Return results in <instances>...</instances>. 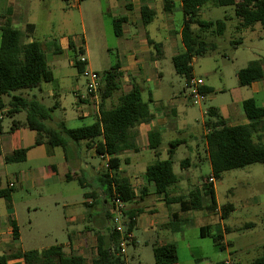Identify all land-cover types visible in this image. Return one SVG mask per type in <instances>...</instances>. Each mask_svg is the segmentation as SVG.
<instances>
[{"label":"rangeland","instance_id":"1","mask_svg":"<svg viewBox=\"0 0 264 264\" xmlns=\"http://www.w3.org/2000/svg\"><path fill=\"white\" fill-rule=\"evenodd\" d=\"M24 4V19H19L14 23V27L22 30V42L26 40L27 33L23 28L25 21L34 25L33 33L30 35L29 41H38L42 50L45 53L49 69L54 75V80L49 83H43L39 88L31 90L15 91L13 95L21 94L27 99L35 98L47 109H51L50 121L47 125L56 127L60 122L69 128H79L92 124L98 115L99 104V89L96 92L97 100L92 97L88 98L85 104L78 103L79 95H86V74H79L73 66L70 65L72 54L66 50L67 41L74 42L77 46L84 48L83 58L86 60V71L95 72L101 75L108 71L117 62H121V42L122 38L115 36L113 31L112 20L126 12L123 3L126 0H83L76 3L75 0H22ZM172 8L170 13L164 12L163 0H153V8L155 10V18L153 22L136 29L138 33H147L156 42L165 43L167 38V25L172 31H178L183 15L180 9V0H171ZM233 7H218L205 6L200 11V16L203 20L215 21L222 20L225 22L226 28L221 36L214 38L208 37V40L216 44L214 51H209L204 55L196 56L191 63L192 76L201 78L205 85L211 89L210 93L205 96L204 101L198 105H191L187 100V88L184 85L185 79L175 73L173 65L168 53L162 58L153 59L150 68H155L161 73L159 79H153L143 84L137 82L142 88V98L147 100V92L149 91L152 101H161L164 111H168L172 107L177 110V118L175 127L179 131L172 129L163 134L161 145L159 147V160L167 159V151L170 149V143L173 141L183 142L175 149V154L172 159L173 173L181 172L180 162L188 159L191 162V167L186 169L189 172L190 179L185 181L184 185L188 190L194 189L197 183L201 181V177L209 174V167L205 161L196 164L195 150L197 146L202 148L201 135L203 132V122L206 120L205 112L209 108H215L219 113L227 114L229 110H235L240 113L241 118L244 117L241 108V102L246 99H253L259 106H264V94H255L253 88L239 86L237 80V72L245 68L247 64L254 60L264 58V34L259 28L242 29L235 31L237 19L234 16ZM138 14V13H137ZM136 14L135 22L140 23V17ZM238 41V43H233ZM60 51L59 54H53L54 49ZM180 51V50H179ZM178 51V52H179ZM155 54V51H152ZM264 81V80H263ZM101 87V86H100ZM52 92L54 97L47 96L46 92ZM120 92L115 93L110 98L106 105L110 107L116 102ZM9 97L3 96L2 102L8 103ZM173 101V102H172ZM179 102V104H177ZM175 104V105H174ZM183 106V110L180 105ZM150 110L153 103L149 104ZM88 111L89 115L82 117ZM184 112L191 115L188 126H182V122L187 118ZM25 121V114L19 113L13 118L4 114L0 122L2 135L6 134L12 126V121ZM187 122V121H186ZM31 134L32 132L27 131ZM260 143L264 145V123L260 131ZM81 156L82 163L88 162L90 159ZM53 163L60 167L63 162V152L61 148H53ZM34 157V156H33ZM144 157L150 158L148 154ZM100 163L96 160V165ZM40 164L37 159L31 160L27 164L22 165L24 169L35 167ZM83 167V165H82ZM16 166L7 164V174L1 177V185L4 186L5 181L9 180L10 174ZM84 168V167H83ZM17 169V168H16ZM104 171L107 168L102 165ZM76 172L77 177L83 176V172ZM185 170V169H183ZM182 170V171H183ZM84 184L81 186L76 179L64 181L60 184H55L51 194H55V199L48 191L42 195H37L36 191L28 190L24 186L15 187L10 190L13 219L19 226L21 234V242L10 240L9 244L15 250L23 249L32 250V248L47 247L51 245L66 244L68 238L66 234L61 235L60 224L63 228L80 229L89 225V222L78 221L80 214H94V209L83 204L85 197L84 193L91 191L92 193L98 190L99 183L95 177L86 173ZM216 199L220 205L232 203L238 208L236 214L232 215L228 220L224 221L229 227L235 228L243 226L246 223H253L254 227L244 229L241 232H230L226 235L228 240L243 237L247 244L250 243V237L256 233H260L264 242V215H258L261 210L264 212V164L256 163L249 165L243 169L231 170L224 172L220 179L215 183ZM21 188V189H19ZM49 194V196L47 195ZM102 194V198L105 195ZM106 197V196H105ZM58 198V201L57 199ZM63 198L67 200L69 208H63ZM248 198H254V204L249 212L240 210L241 202ZM149 202H151L149 200ZM66 209H71V216H75L77 221L73 225L65 224V217L68 213ZM159 213L156 221L162 222L163 212L162 206L157 207ZM6 204L4 199L0 198V222L7 223ZM211 224L216 222V219L210 217ZM111 226V222L109 221ZM189 234L180 238L175 234L161 232H144L142 229H135V244H127L125 253L122 255L124 264H154L152 254V244L163 237L169 239L168 242L174 240L178 245V259L180 263L186 264L190 260L191 253L199 254L204 257L206 262H214L215 260H223L226 258V252L216 251L213 241L210 238H200L193 227H189ZM106 231V230H105ZM104 231V232H105ZM218 232L217 226H213L212 233ZM239 236V237H238ZM163 240V239H162ZM167 242V241H166ZM258 245L245 249H231L236 251L237 257L240 259V264H251V262L260 256L261 250L256 249ZM197 248L199 251H194ZM94 248L92 249V253ZM86 252L88 261L92 255Z\"/></svg>","mask_w":264,"mask_h":264},{"label":"trees","instance_id":"2","mask_svg":"<svg viewBox=\"0 0 264 264\" xmlns=\"http://www.w3.org/2000/svg\"><path fill=\"white\" fill-rule=\"evenodd\" d=\"M67 1V0H64ZM83 1V0H79ZM164 10H170V2L164 1ZM233 7L234 16L237 19L235 31L242 29L259 28L264 34V0H180V9L183 15L181 25V42L184 50L173 56L171 62L175 73L185 79L192 76V60L216 49V44L208 40V37L221 36L226 28L222 20L207 21L200 16V11L205 6ZM128 8V7H127ZM129 9V8H128ZM155 16V12L148 7L140 9L142 25L148 26ZM124 17L112 20L115 36L121 35V25ZM33 29V25L26 26ZM23 32L12 26L8 17H5L0 27V109L5 107L2 97L10 98L7 103L6 116L13 117L24 113L25 121L19 123L12 121L11 130L19 126H25L35 132L34 146L47 144L52 148H61L65 152L67 144L83 143L86 151L93 149L97 156L108 157L107 171L98 177L99 187L107 200H111L114 194L129 203L133 199V193L126 181L120 179L118 171L120 161L117 155L123 151L135 149L136 127L150 118V106L152 99L146 101L141 96L138 85L132 84L129 91H121V74L116 63L108 71L101 74L102 84L99 87V105L97 119L90 125L69 129L63 122L56 127H50L51 109H47L35 98L27 99L21 94L12 93L20 90L39 88L42 83L51 82L53 75L47 66L44 51L38 41L22 42ZM233 43H238L234 41ZM149 45H153L148 40ZM68 50L72 54L73 66L79 74L86 71V61L82 57L84 49L76 47L72 41H68ZM59 50L55 49V53ZM239 86L249 87L255 82L264 79V58L254 60L240 69L237 74ZM202 87L203 94L207 92ZM120 92L116 102L107 107L106 102L115 93ZM242 112L248 120L247 124L229 126L215 108H209L206 113L204 126L206 150L214 181L220 179L224 172L243 169L256 163L264 164V145L260 143V131L264 123V108L257 107L253 99L241 102ZM148 149L156 150L160 143V134L156 130L148 133ZM178 145L171 142L166 160H156L146 167L144 179L154 187L156 195H163L166 204L176 203L180 211L201 210V201L197 190L191 191L186 196H172L171 189L178 183V177L172 170V149ZM27 149L15 150L4 157L5 163H18L25 160ZM189 164L185 159L180 163L183 169ZM208 178L201 179L200 186L203 194L208 199L206 210L216 211V202L213 183ZM66 180L73 177L66 176ZM77 182L84 186V179L76 178ZM10 189L0 190V198L9 199ZM87 198V195L85 194ZM232 210L231 205L221 207V216L226 219ZM141 211L126 210L128 218L127 230L131 232L135 226V218ZM111 213L107 212L106 220L110 221ZM211 237L216 249L221 250V238L217 235L203 234ZM13 237L16 239V227L13 226ZM119 235L110 226L104 233L96 236L95 257L91 264H124L122 254L118 248ZM21 259L24 264H84L82 257L65 252L61 245L49 247L43 251H25L13 255H0V264H7L10 260ZM154 264H174L177 261L176 247L172 244L159 246L153 249ZM252 264H264V244L262 253Z\"/></svg>","mask_w":264,"mask_h":264},{"label":"crops","instance_id":"3","mask_svg":"<svg viewBox=\"0 0 264 264\" xmlns=\"http://www.w3.org/2000/svg\"><path fill=\"white\" fill-rule=\"evenodd\" d=\"M68 1L69 0H67V2ZM75 1L76 3L79 2V0H75ZM164 1L165 0H163V4L165 3ZM167 1L171 3L170 4V10H171V8L173 7L172 2L171 0H167ZM123 7L125 8L126 12L115 18L124 17L126 20L121 25V35L118 36L122 38L121 49H120L122 58H121V62H117L119 66L118 72L121 74V80H120L121 91L125 93L130 90L132 84L139 85L137 82L143 84L153 79H159L161 73L158 72L155 68H150V66H148V65H152L151 63L154 62L153 59L155 56L157 58H162L165 56L166 53H168L171 59L173 56H176L177 54L182 52L184 50V47L181 42V36H180L181 26L178 31H172L171 28L167 25L166 27L167 38L164 44H162L161 42H156L147 33L143 32L140 34L138 33V31H136V29H134L136 27L140 28V25H142L141 20L140 23L135 22V16L138 13L137 15L140 17V9L142 7H148L149 9H152L155 12L153 8V0H126L123 3ZM170 10L169 11L164 10V12L170 13ZM24 12L25 9L22 0H0V27L5 17H8L10 19L11 24L14 27V23H17L19 19H24ZM27 25H33V24L29 23L26 20L23 31L24 29L26 30ZM130 26L134 28H131ZM33 30H34V25H33V29L27 30V36L24 43H28V39H30L29 37L33 33ZM148 40H151L153 45H149ZM68 41L65 47L67 51H69L67 47ZM74 45L76 47H82L79 45L77 46L75 43ZM52 51L53 54L60 53V51L58 53H55V49ZM152 51H155V54H153ZM70 65L73 66L72 60L70 61ZM53 80H54V75H53ZM263 80L259 82H255L249 86L253 88V92L255 94H260L261 92L264 94ZM45 83H49V82H45ZM203 87H206L208 89L206 94H204L206 96L208 93H210L211 89L207 87L205 83ZM140 89L142 96V88L140 87ZM46 95L48 97L49 96L54 97V94H52V92L49 91L46 92ZM79 96H78V103L85 104L86 101L80 100ZM148 98L152 99L149 91L147 92V99ZM94 99L97 100V96H95ZM152 103H153V107L151 108L152 110H150V118L147 121L139 124L135 129L136 131L135 149L123 151L117 155L120 161L118 168V171L120 173V179L127 182L133 193V199L131 202L125 203L126 204L125 209L141 211V213L138 214L134 220L135 226L131 231L133 238L129 244L134 245L136 242L134 236L135 229H142L144 232L146 231L154 232L155 230L157 231L160 230L159 232H161V230H163L162 232H166L165 236H167V234L170 233V234H175L180 238H183V236L185 235L190 236L188 228L193 227L194 231L197 232L200 238L211 239V237L209 236H202V233L205 235L211 234V235L220 236L222 249L218 250L216 249L214 243L213 245L216 251L226 252V258L218 261L215 260L214 262H206L204 261L203 256L199 254H195V252H193L190 255V260H188L186 264H240V259L236 256L237 255L236 251L233 252L231 250L233 248L235 249L237 248L240 250L242 248L248 249L253 247L254 245H258L256 249H258L259 251L261 250L262 253V246L264 242L262 238H260L261 237L260 233H256L253 236H251L249 244H247L246 240H243V237L238 236L239 238L230 239V240L226 238V235L228 233L233 231L241 232L247 228L250 229L254 227V224L246 223L243 226L235 227V228L229 227L225 224L224 221L228 220L232 215L236 214L238 208L235 207L232 203L224 204V205H231L232 210L227 214L226 219L222 218L221 207L223 205H220L216 199L215 185H214L215 181L213 182V190H214V196L216 202V211H212V212L206 210L208 206V199L202 192L200 182L197 183V186L194 189L188 190V188H186L184 183L185 181H189L190 179L189 172L186 169L187 168L189 169L192 166L190 161L189 164L185 168H183L185 170L180 168L181 172L179 174H176V176L178 177V183L171 189L170 195L171 197L186 196L188 195L189 192L197 190L200 196L201 207H202L201 210L198 211L189 210L183 212L179 210V205L176 203L166 204L164 201V196L156 195L154 193V187L145 181L144 172L146 170V167L152 164L153 162H155L156 160H159L160 157L159 147L161 145V139L163 137V134H165L166 131L172 129H175L177 131L180 130L174 126L177 118V110L174 107H172L168 111H164V108L162 107L160 100H157L156 102L152 101ZM255 103L257 107L264 108V106H259L256 101ZM3 104L5 105V107H2L0 109V122L4 114L6 115V110H7V106H6L7 103L3 102ZM177 104H179V102ZM95 105H99L97 101H95ZM182 105L184 104H181L180 107L183 110ZM239 114L240 113H237L235 110H229L227 114H222L221 116L225 120L226 124H228L229 126L247 124L248 120L245 118V115L243 118H241V115ZM85 115L86 116L89 115L87 110L82 115V117H84ZM184 116L185 118H187L186 120L187 122L183 121L182 126H188L189 120L192 119V117L187 112H184ZM19 123H21L22 125L23 122H19ZM152 130H156L160 134V143L156 150L148 149L147 135ZM27 131L30 130L25 126H19L17 128H14L13 130L10 129L6 134L2 135L1 125H0V190L10 189L13 191L15 187L24 186L28 190L36 191L37 195H42L44 192L48 191V193L51 196H53V198L55 199L56 195L51 194L50 191L52 190V188L56 183L60 184L62 179L64 181H67L66 180L67 175L69 177H73V179L78 178L77 173L70 172L68 168L74 169L73 171L77 170L80 173L83 172V176H85L86 173H88L92 177H95L96 179H98L100 174L105 173L107 171V170L104 171V169L101 168L102 165H104V167L107 168L108 157L97 156L93 149L88 151L85 150L86 153L84 154V157L90 160L88 162L82 163L81 156L84 153L82 149V146H84L83 143L67 144L65 152H63L62 150L63 162L60 164L59 167L52 161L54 156L53 148L47 144L34 146L35 132L30 131L32 133L29 134L27 133ZM206 133L207 130L203 122V132L201 135L202 148L199 149V147L197 146L195 150L196 164H194V166L198 167V164L200 162L205 161L209 167V174L207 176L201 177V179H206L211 175V168L208 160V154L205 143ZM177 143L178 145L172 149L173 155L171 161L174 157L175 149L183 142L177 141ZM19 149H27L25 160L18 163H5L4 157L9 155L13 151ZM144 154H148L150 158L146 159L144 157ZM35 159H37V161L40 162V164H38L35 167H28L24 169L23 167H21L22 165H18V164H27L31 160H35ZM96 160L100 161L98 165H96ZM7 164H11V166L14 165L16 166L17 169L16 168L13 169L12 173L10 174L9 180L5 181L4 186H2L1 177L7 174ZM82 165L84 168L82 167ZM83 176L81 175L82 179H84ZM84 186L86 187L87 185L84 184ZM96 190H98L97 193L96 191L93 193L91 191L85 192L84 197L86 194L87 198L85 197V200L83 202L85 206H89L91 209H94L95 213L78 215V221L89 222V225L85 226L82 230L80 229L68 230V228L66 229L63 228V225L61 224L59 228L61 235L64 236L66 234V237L68 238V242L66 244H59V245L62 246L65 252L71 253L74 256H79L84 258L85 260L84 264H91L92 259L95 257L96 236L100 233H104V231L110 227L109 221L106 220V214L107 212L110 213L112 212V205L110 201L107 200V197L104 196V198H102L101 193H103V188L99 187ZM49 194L47 195L49 196ZM11 197L12 196L10 194L8 200L2 198L5 201L6 211L9 214H7L8 225L4 224L3 222H0V255H13L18 252H25V251L40 252L49 247L58 246V245H51L47 247L32 248V250H24V248L15 250L12 246H10L12 245L9 244L10 240L21 242V234H20L19 226L16 223V221L12 218L13 206H12ZM56 199L58 201V198ZM149 200L151 202H149ZM253 200L254 198H248L243 200L241 202V205L239 206L240 210H243L244 212H249L251 206L255 203L254 202L255 200L254 201ZM61 201H63L62 204L63 208H69L70 205L67 204L68 202L65 198H63ZM159 206H162L165 210L163 212V218L161 223H158L156 221L159 215L156 209ZM66 211L68 213L67 214L68 216L64 218L66 222L65 224L73 225L74 222L77 221V218H75V216H71L72 215L70 214L72 213L71 209H66ZM258 215H264V212L260 210L258 212ZM210 217L216 219V222L214 224H211L209 222ZM13 226L16 227V235H17L16 239L13 237ZM213 226H217L218 232L216 234L212 233ZM162 239L161 240L158 239L152 244V254L154 248L168 244L174 245L176 247V254H178L177 242L171 239H170L171 242H168L169 239L167 237H163ZM93 248H94V252L92 253ZM194 251H199V250L195 248ZM86 252L92 253L90 257V261H88L87 259ZM253 261L251 262V264L253 263ZM7 264H24V263L21 259H15L8 261ZM174 264H183L180 263L178 259V255H177V261Z\"/></svg>","mask_w":264,"mask_h":264},{"label":"built area","instance_id":"4","mask_svg":"<svg viewBox=\"0 0 264 264\" xmlns=\"http://www.w3.org/2000/svg\"><path fill=\"white\" fill-rule=\"evenodd\" d=\"M87 76L86 83V95L79 96L80 100H87L92 97L94 99L96 92L102 84L101 75L95 72L85 71ZM204 86V82L201 78H195L191 76L187 79L185 87L187 88V100L191 105H198L205 99V95L202 93L201 88ZM208 182L213 183L212 177H209ZM12 186V185H9ZM110 203L112 205L111 212V227L115 233L119 235L118 248L120 254H124L125 247L132 241V233L127 230L128 218L125 216V202H123L118 195L114 194Z\"/></svg>","mask_w":264,"mask_h":264}]
</instances>
